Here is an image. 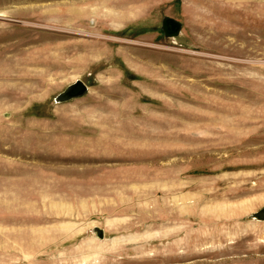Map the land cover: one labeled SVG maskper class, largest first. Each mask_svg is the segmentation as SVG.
<instances>
[{
	"label": "rangeland",
	"instance_id": "1",
	"mask_svg": "<svg viewBox=\"0 0 264 264\" xmlns=\"http://www.w3.org/2000/svg\"><path fill=\"white\" fill-rule=\"evenodd\" d=\"M263 208L264 0H0V264H264Z\"/></svg>",
	"mask_w": 264,
	"mask_h": 264
},
{
	"label": "water",
	"instance_id": "2",
	"mask_svg": "<svg viewBox=\"0 0 264 264\" xmlns=\"http://www.w3.org/2000/svg\"><path fill=\"white\" fill-rule=\"evenodd\" d=\"M182 29V24L169 17H164L161 21V30L166 38H174L179 36ZM87 91L86 85L81 81H76L72 85L68 86L61 94L55 98L56 103H63L72 99L81 97ZM254 219L264 221V208L255 213ZM99 237H102L99 233Z\"/></svg>",
	"mask_w": 264,
	"mask_h": 264
},
{
	"label": "bare ground",
	"instance_id": "3",
	"mask_svg": "<svg viewBox=\"0 0 264 264\" xmlns=\"http://www.w3.org/2000/svg\"><path fill=\"white\" fill-rule=\"evenodd\" d=\"M40 7V6H39ZM20 57H22V56H20ZM34 60H32V61H29L30 63H35V62H33ZM30 63H26V62H21V61H18L17 62V64H16V67L19 69V67H21V66H23V65H28V64H30ZM34 65V64H33ZM25 77V76H24ZM5 79H7V78H5ZM23 79V78H22ZM24 80V79H23ZM255 221H257V222H263V221H260V220H257V219H254Z\"/></svg>",
	"mask_w": 264,
	"mask_h": 264
}]
</instances>
